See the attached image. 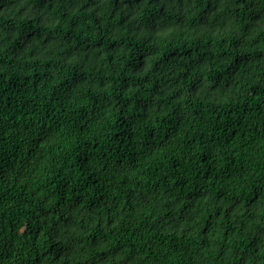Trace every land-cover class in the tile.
<instances>
[{"label": "trees", "instance_id": "1", "mask_svg": "<svg viewBox=\"0 0 264 264\" xmlns=\"http://www.w3.org/2000/svg\"><path fill=\"white\" fill-rule=\"evenodd\" d=\"M0 264H264V0H0Z\"/></svg>", "mask_w": 264, "mask_h": 264}]
</instances>
